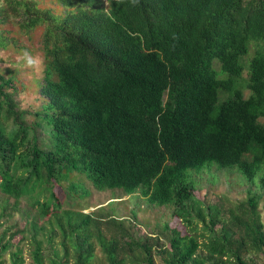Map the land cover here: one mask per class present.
<instances>
[{
  "label": "trees",
  "instance_id": "1",
  "mask_svg": "<svg viewBox=\"0 0 264 264\" xmlns=\"http://www.w3.org/2000/svg\"><path fill=\"white\" fill-rule=\"evenodd\" d=\"M31 35L39 105L21 109L25 87L0 73V264H24L22 244L30 264H93L97 248L108 264H264V0H5L0 50ZM212 162L252 197L198 200L188 170ZM82 180L139 190L188 231H144L110 202L62 209L55 188L83 198Z\"/></svg>",
  "mask_w": 264,
  "mask_h": 264
},
{
  "label": "rangeland",
  "instance_id": "2",
  "mask_svg": "<svg viewBox=\"0 0 264 264\" xmlns=\"http://www.w3.org/2000/svg\"><path fill=\"white\" fill-rule=\"evenodd\" d=\"M4 3L5 0H0V6ZM31 38H33L32 35L29 36V38L27 37L20 41L19 47L16 51L14 49L0 50V73L11 75L16 72V77L20 79L21 85L26 89L18 93L17 100L21 109L33 108L40 103L37 98V93L35 92L34 80L39 79L42 76V58L39 50L36 49V46L34 45V48L31 47ZM25 53L30 54L32 58L37 61L34 66H26ZM242 77L243 79L241 80V83L245 84L248 77L247 72H244ZM244 92L246 95V90ZM210 164L211 165L208 169L201 170L199 172L188 170L189 173H192V179L199 185L195 193V197L198 200L204 204L224 203L225 206H229L231 203L237 204L246 201L248 197H252L255 186H249L245 183L241 174L236 172L234 167L222 168L218 167L214 162ZM82 182L88 192L83 198L70 196L69 193L55 188V193L58 195L62 209L73 210L75 212L82 211L83 213H93L96 212L99 207L105 206L110 202L109 206L105 207L110 213L118 219L124 218L125 220H134L135 217L136 221L143 226L142 230L144 231L147 227L153 228L158 226L156 227L155 232H159L161 230V225L164 222H168V226L170 228L175 227L177 230L182 232V234L188 231L187 228L184 229L183 225H181L180 219L175 218L171 214L172 208L169 205L158 206L150 204L147 199L141 197L139 193H136L139 190L131 195H125L120 189H105L99 191L95 190L87 181L82 180ZM260 193L261 195H257V209L262 221L264 222V188L260 190ZM9 203L11 204L12 202L9 201ZM19 206H25L23 200L20 201ZM62 209L59 211L61 215L64 214ZM19 213L20 212L15 213L11 222L18 221L21 225H23L24 220L20 218ZM62 216L66 220L68 219L66 215ZM43 224H45L46 227L49 226L47 221ZM55 226L56 224L54 222L53 227ZM197 227H200L199 223H197ZM195 235L197 236V240L201 242L202 238L200 232ZM18 239L19 237L17 236L14 240H12V242L17 243ZM58 243L59 236L54 238L53 243L55 248L59 249L60 246ZM165 244L167 247L168 244ZM21 246H23L22 251L24 255V264H30V259L27 255L28 246L27 244H22ZM46 255H48V253H46ZM155 262L156 264H161L158 257H155ZM67 264H73L71 258ZM93 264H108L105 256L99 248H97L95 252Z\"/></svg>",
  "mask_w": 264,
  "mask_h": 264
},
{
  "label": "clouds",
  "instance_id": "3",
  "mask_svg": "<svg viewBox=\"0 0 264 264\" xmlns=\"http://www.w3.org/2000/svg\"><path fill=\"white\" fill-rule=\"evenodd\" d=\"M25 57H26V61H25L26 66L32 67L37 63V61L34 58H32L30 54L25 53Z\"/></svg>",
  "mask_w": 264,
  "mask_h": 264
}]
</instances>
